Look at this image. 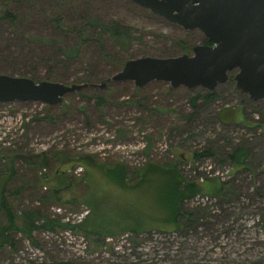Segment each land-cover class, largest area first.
<instances>
[{"label":"rangeland","instance_id":"374dc122","mask_svg":"<svg viewBox=\"0 0 264 264\" xmlns=\"http://www.w3.org/2000/svg\"><path fill=\"white\" fill-rule=\"evenodd\" d=\"M6 10L19 19L13 23L4 16ZM114 22L120 24L118 36H113ZM204 38L199 29L187 30L131 0H0V73L96 84L66 95L55 106L0 103V159L12 160L20 173L11 185L17 214L38 207L63 222L65 217L76 220L81 212L88 219L92 195L98 200H93L98 205L93 220L103 229L118 227L109 235L90 233L86 219L83 227L38 229L33 233L36 243L15 232L14 245L0 246V264H264V98L252 100L238 89L235 71L213 90L218 97L210 102L203 97L209 90L201 86L174 88L152 81L139 88L133 81H107L122 68L116 65L118 56L192 54ZM67 50L75 55L68 56ZM104 51L117 57L106 60ZM103 81L105 87L100 86ZM238 147L247 148L246 166L237 167L229 158ZM208 149L212 155L195 158ZM50 151L84 155L107 169L122 164L129 172L127 187L100 170L88 173L61 161L32 169L19 156ZM167 163L202 184L203 194L218 197L210 205L218 203L213 211L204 209L210 215L202 211L197 221L177 230L161 223L157 205L159 172L152 168L165 169ZM200 166H211L212 173L204 174ZM146 169L147 182L135 189ZM65 170L69 190L64 189L61 199L43 203L40 197L51 194L54 186H36L34 172L56 183ZM24 178H30L28 186L19 190ZM223 184L231 190L226 199L216 193ZM192 198L184 204L186 212L208 206ZM143 211L156 228L140 233L121 229L132 222L127 217Z\"/></svg>","mask_w":264,"mask_h":264},{"label":"water","instance_id":"95a60500","mask_svg":"<svg viewBox=\"0 0 264 264\" xmlns=\"http://www.w3.org/2000/svg\"><path fill=\"white\" fill-rule=\"evenodd\" d=\"M131 1L187 30L199 29L213 45H196L192 54L175 57L129 59L107 81H133L139 88L164 81L174 88L201 86L213 91L235 71L238 89L252 100L264 98V0ZM95 85L0 73V103L31 101L55 106L66 95ZM105 85V81L100 84Z\"/></svg>","mask_w":264,"mask_h":264},{"label":"trees","instance_id":"16d2710c","mask_svg":"<svg viewBox=\"0 0 264 264\" xmlns=\"http://www.w3.org/2000/svg\"><path fill=\"white\" fill-rule=\"evenodd\" d=\"M147 11V10H145ZM4 16L7 18H10L13 23L19 19V15L17 16V13L6 10L4 12ZM90 25H95L94 22H90ZM112 32L113 36H118L121 32L120 30V24L118 22H114L112 24ZM203 44H210L212 45V42H210L207 38H204ZM103 54L106 60H112L117 57L115 52H108L104 51ZM68 56L75 55V50H67L66 51ZM117 67H123L126 59H123L122 57L118 56L116 60ZM32 79L36 81H40L43 79H40L38 77H32ZM89 80H82L81 82H85ZM86 83V82H85ZM204 99L206 102H210L211 100L218 97V94L215 91H208L205 94H203ZM201 96L200 93L196 95V97L192 100L193 102L195 99ZM101 99V98H100ZM192 117V116H191ZM43 152L41 154H35L30 156H26L25 154H20V158L25 161L26 165L29 166V168H38V167H52L51 161H56L63 163V165H68L70 167H74V165H80L86 170H88L90 173L92 170H100L106 176L109 178V180H112L114 182L120 183L121 186L127 187V179L129 176V172L127 168L122 164H116L115 166H112V168L107 169V167L103 165L97 164L92 159H89L87 156L75 154L72 156H60L59 152ZM211 150H205L201 153L196 152L195 158L199 159L204 157L205 155H212ZM247 156L248 151L245 147H238L234 152L229 153L230 160L237 166V167H243L247 165ZM184 158V157H183ZM2 160L0 159V214L2 215L3 219L0 218V246H4L6 244H9L10 246L14 245V233L15 232H22L25 236H27L29 239H31L34 243H36L33 233L38 230H46V231H56L57 228H74V225L83 227V224L86 223V219H83L78 224H71L68 222H63L61 219H57L55 217L46 216L41 208L35 207V208H25L22 209L20 214H17L12 201V188L11 185L18 179L20 176V173L14 169V167L11 165L12 160L9 158H6V162L2 163ZM198 161V160H197ZM156 167V168H155ZM154 170H157L159 173L157 174L158 177V183H157V189H158V196H160V200H158V208L161 210V213L163 215V221L162 224H168L173 225V229L177 230L182 228L184 225H186L188 222H195L198 220L199 215L202 211L205 212L204 209H210V205H208L206 208H201L202 210H197L196 212H186V210L183 208L184 204L186 203V200L191 199L195 195L199 193H203L202 184L199 182H196L191 179H187L184 176L181 175L179 169L176 167V164H170L167 163L165 165V169L162 166H155ZM175 167V168H172ZM144 171L140 176L143 177V181H140L138 185H136L135 189L139 186H143L147 180L146 176H148L149 171ZM58 181L55 183L50 178H40L37 174H33V182L36 186H41L42 183H48L52 191L50 190L51 194L47 196L40 197L41 201L43 203L49 202L51 198L53 199H61L60 195L63 193L64 189H68L70 178L67 175V170L60 171ZM30 178H24L22 179L21 184L17 187L19 190L21 188L25 189L28 183V180ZM45 179V180H41ZM13 182V183H12ZM41 184V185H40ZM69 190V189H68ZM229 186L227 184H223L219 190L216 189L217 195H219L221 198L226 199L229 198L231 190L229 191ZM212 192V191H211ZM233 192V191H232ZM213 193V192H212ZM216 201L218 200L217 196H215ZM96 199L92 197V195L88 196L87 202L92 206L93 213L89 218L87 219L88 228H85V230H88L90 233H96V234H104L109 235L113 233L114 229L116 228H109V229H103L98 225V223L93 220V215L97 212L98 205L93 206V200ZM98 200L96 199V202ZM215 201V202H216ZM215 205H218V203H215ZM219 207V206H218ZM156 209V207H155ZM203 212V213H204ZM211 214L209 212H205V214ZM134 215V213H132ZM144 211L142 214L134 215V217H131L132 219L128 218L126 220L127 222L129 220H132V222H128L129 225H125L124 227H120L122 230H129L134 233H140L143 231H150L152 228H156L157 226L152 225L153 220L147 217V215H144ZM208 215V216H209ZM92 219V220H91ZM150 220V224H147L148 220ZM91 221H93L91 223ZM39 222V223H38ZM152 225V226H151ZM75 226V227H76ZM163 228V227H158ZM57 264H72L71 262H58Z\"/></svg>","mask_w":264,"mask_h":264},{"label":"built area","instance_id":"2783aa9c","mask_svg":"<svg viewBox=\"0 0 264 264\" xmlns=\"http://www.w3.org/2000/svg\"><path fill=\"white\" fill-rule=\"evenodd\" d=\"M197 162H199V161H197ZM191 167V166H190ZM200 169H204L203 171H204V174H205V171H207V172H209V173H212L211 172V169H212V167L211 166H208V167H205V168H203L202 166H200L199 167ZM189 169V168H188ZM193 170V172H194V174H196V168H193L192 169ZM189 171H191L190 169H189ZM190 174V173H189ZM203 174V175H204ZM203 175L201 176V180H202V178H203ZM213 175H211V176H209V177H212ZM190 178H191V176H190ZM209 194H203V193H199V194H197V195H195L193 198H192V200L191 201H193V200H196L197 201V203H199V204H205L206 205V203H207V205H211V203H213V202H215L216 201V198H212V197H210V196H208ZM213 207H215V205L214 206H210V209H211V211H213L212 209H213ZM58 209V211H62V209L61 208H57ZM87 213V212H86ZM80 215V216H79ZM78 215V218L76 219V220H71L69 217H65L64 218V221L65 222H68V223H71V224H78V223H80L83 219H84V217H85V215H84V213L83 212H81L80 214Z\"/></svg>","mask_w":264,"mask_h":264},{"label":"flooded vegetation","instance_id":"af4514ba","mask_svg":"<svg viewBox=\"0 0 264 264\" xmlns=\"http://www.w3.org/2000/svg\"><path fill=\"white\" fill-rule=\"evenodd\" d=\"M208 45H210V44H208ZM212 45H213V43H212Z\"/></svg>","mask_w":264,"mask_h":264}]
</instances>
